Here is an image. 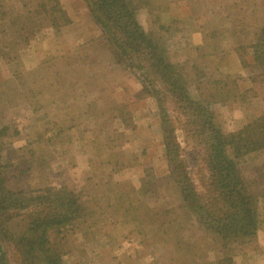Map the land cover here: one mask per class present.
Listing matches in <instances>:
<instances>
[{
  "label": "rangeland",
  "instance_id": "obj_1",
  "mask_svg": "<svg viewBox=\"0 0 264 264\" xmlns=\"http://www.w3.org/2000/svg\"><path fill=\"white\" fill-rule=\"evenodd\" d=\"M24 1L39 0H0L1 164L28 160L33 187L66 186L78 197L82 223L59 234L63 264H264V150L240 164L239 176L261 206L245 232L253 235L222 246L182 217L180 195H203L209 183L184 133L164 149L162 120L184 123L186 116L169 98L160 114L156 97L141 91V72L114 63L80 4L57 0L69 32L56 37L46 28L24 41L12 32ZM130 1L138 25L182 66L189 96L211 112L209 130L231 135L264 115V83L251 82L255 69L242 67L236 51L264 25V0ZM92 26L96 43L71 44L92 36ZM207 70L215 83L201 78ZM167 150L181 166L169 162Z\"/></svg>",
  "mask_w": 264,
  "mask_h": 264
},
{
  "label": "trees",
  "instance_id": "obj_2",
  "mask_svg": "<svg viewBox=\"0 0 264 264\" xmlns=\"http://www.w3.org/2000/svg\"><path fill=\"white\" fill-rule=\"evenodd\" d=\"M81 1L91 21L100 29L114 63L141 72V91L146 93L149 89L156 97L160 114L167 113L165 98H169L186 116L184 123L176 117L162 120V132L168 134L163 139L164 149L184 133V142H192L198 149L209 183L204 186L203 195L195 194L193 189L184 196L179 194L183 219L193 218L199 229L222 246L238 237L252 236L253 230L245 232L259 215L261 206L250 188L252 185L244 182L239 173L244 159L264 150V115L231 135L212 132L206 127L211 112L203 102L189 96L182 66L167 60L161 47L138 25V10L134 4L130 0ZM12 19L15 20L12 32L24 41L40 35L46 28L57 37L70 23L57 0H39L35 4L24 1L21 15ZM252 36L249 45H239L236 51L242 67L255 69L256 74L249 78L251 82L264 83V25ZM248 48L252 50L249 56ZM70 51L66 48L64 53L71 55ZM64 61H70L69 57ZM208 72L201 78L206 82L213 79L215 83L211 70ZM194 73L200 76L195 66ZM89 108L88 103L86 109L90 112ZM192 135L195 139L189 141ZM2 151L0 138V264H63V255L67 252L59 247L62 242L59 234L63 228L72 229L68 226L73 222L82 223L78 218L83 217L84 209L78 205V197L66 186L58 189L51 185L40 189L33 187L28 182L33 171L28 160L3 166ZM237 156L241 157L239 162H235ZM167 157L169 162L181 166V162L170 158L169 150ZM173 227L180 229L181 226Z\"/></svg>",
  "mask_w": 264,
  "mask_h": 264
},
{
  "label": "crops",
  "instance_id": "obj_3",
  "mask_svg": "<svg viewBox=\"0 0 264 264\" xmlns=\"http://www.w3.org/2000/svg\"><path fill=\"white\" fill-rule=\"evenodd\" d=\"M71 3H75V4H80L81 5V9H82V16H86L87 15V10H86V7H85V10H84V4L82 3L81 0H71ZM93 25V24H92ZM94 26V25H93ZM92 26L91 31L93 33L92 36L88 37V38H83V36H76L74 37L73 41L71 42V44H73V46H81L82 44L86 43V42H89L91 41L90 43H92V40L94 43H96V41L99 39V35L97 34L96 30L94 29V27ZM70 26L67 25L66 27L62 28V32L65 34L66 32H69V30H71L69 28ZM90 27V26H89ZM79 33V32H78ZM82 38V39H81ZM67 41V40H66ZM68 42V41H67ZM129 82V81H128ZM139 89L138 88H135L134 91L137 92ZM118 103H121V100H119V97H118ZM67 107L69 108H72V106H69L67 105ZM120 108V106H116V110H118ZM73 109V108H72Z\"/></svg>",
  "mask_w": 264,
  "mask_h": 264
}]
</instances>
